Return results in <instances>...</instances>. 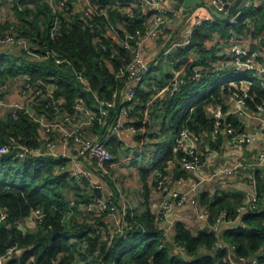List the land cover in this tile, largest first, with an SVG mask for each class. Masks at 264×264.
<instances>
[{"label": "trees", "instance_id": "1", "mask_svg": "<svg viewBox=\"0 0 264 264\" xmlns=\"http://www.w3.org/2000/svg\"><path fill=\"white\" fill-rule=\"evenodd\" d=\"M91 2L93 6L99 4L106 7L107 15H100L98 9H94L91 16L85 17L82 12L72 13V8L55 12L49 0H15L17 20L1 22L0 32L24 36L37 55L52 50L64 56L67 62L58 64L53 57L39 58L26 49H22L21 56L0 53V87L6 79L29 75L33 80L40 78L56 86L52 98L43 102L40 108L51 116L60 115L63 111L74 113L77 98H81L87 108L97 111L98 101L94 94L100 99H108L118 91L123 80L117 78L116 72L130 60V52L117 40L123 38L126 31L134 33L144 30L147 14L135 7L133 16H130L115 6V0ZM248 16H255L254 22L259 30L264 28V5L245 8L235 24L221 17L204 20L194 30L191 43L180 48V54L186 55L192 49H204L207 39L215 33L226 37L232 31L242 33ZM56 17L60 19L61 27L52 36L51 29ZM112 27L117 32L116 39L107 34ZM212 52H204L203 60L190 65L187 81L183 83L181 91L175 92L164 103L167 113L178 114L174 126L177 130L185 123L192 106L195 108L186 124L197 133H211L218 124H230L234 129L241 130L243 123L234 114L218 123L217 117L208 113L211 102L222 104L224 94L241 92L236 90L240 87L230 86L232 81L240 83L243 79L251 78L252 84L245 99L250 110L255 111L257 105L264 102V84L251 71H240L230 66L213 72V64L207 62ZM198 64L203 65L202 76L188 80ZM79 73L84 76L86 84L78 78ZM181 110L183 114L179 113ZM141 125L142 122L136 123L138 127ZM39 128L40 124L23 111H19L17 118L7 114L0 119V143L10 136H16L28 146L41 147L43 141ZM219 140L211 138L210 144L216 146ZM182 155L176 140L170 142L143 174L159 169L165 176L166 166L170 162L177 164L176 158ZM66 161L65 157L38 154L19 158L16 157V150L0 157V174L4 172V175H0V208L8 213L7 220L0 224V257L7 254L10 248L15 251L4 264H229L232 252L236 259H248L264 247L262 202L260 208L243 214L242 223L229 226L222 232L228 246L223 244L215 248L220 233L211 226L194 234L178 221L174 224V242L183 252H172L167 245L160 246L163 229L156 222V217L147 211L141 218L135 217L131 221L133 228L126 231L125 237L117 236L108 248L107 242L101 239L102 235L95 230V224L107 225L104 217L89 214L90 218L79 216V212L84 214L82 204L91 200L92 191L100 196L101 190L77 182L68 171L61 170ZM188 175L189 171L178 163L175 178H186ZM155 183L158 185L157 180ZM256 186L258 195L263 198L264 175L260 170L256 172ZM72 187L76 188L73 194ZM200 199L211 212L210 224L216 222L223 209L227 210L229 219H235L237 208L244 200L238 194H234V197L217 194L211 198L205 193ZM72 201L74 214L64 219V213ZM39 207L46 212L43 220L34 228L27 225V230H24L19 227V223L25 222ZM128 219L131 220L130 217ZM31 256L34 257L33 261L29 260Z\"/></svg>", "mask_w": 264, "mask_h": 264}, {"label": "built area", "instance_id": "2", "mask_svg": "<svg viewBox=\"0 0 264 264\" xmlns=\"http://www.w3.org/2000/svg\"><path fill=\"white\" fill-rule=\"evenodd\" d=\"M75 0H53L51 6L55 12H61L70 9L74 5ZM128 3V5H127ZM215 11L212 14H207L204 18H197L191 24L189 30L186 32V36L181 42V46H188L191 43L192 35L197 26H199L204 20H216V14L222 15L228 12L231 5L228 4V0H213ZM258 4L264 5V0H246L242 9L238 10L233 16L227 20L235 24L238 17L241 15L245 8L255 7ZM115 6L122 9L128 15L133 16L134 8L139 7L144 11L147 16L144 20V30H137L136 32H125L123 38L118 39V43L130 52V60L127 64L121 66L117 72V78L123 81H132L130 85L126 86L124 93V101L120 103L119 90L115 91L113 95L108 99H100L94 94V97L98 101V110L94 111L85 106L84 101L81 98L76 99L74 113H68L63 111L60 115L51 116L48 111L40 109L43 102H47L52 98L53 92L47 89L46 82L37 78L31 79L29 75H25L23 85L13 98H8L3 93V89H0V107H3L7 114H11L14 118L18 117L19 111H23L28 114L34 121L40 124L39 134L43 141L41 147L28 146L18 140L16 136H10V138L0 143V157L11 150H16V157L24 158L29 154L38 155H51L56 157L67 158L66 165L61 167V170L68 171L75 177L77 182L86 183L91 188L99 189L95 175H98L109 180L106 175L110 174L109 165L112 162L114 156L109 147V141L117 136L122 130L127 131L129 134H137L140 129L147 125V118L141 116L142 113L138 109L139 105V88L145 78L146 73L149 71V65L146 62L142 48L146 41H155L167 31V22L171 18H177L178 11L168 8L163 3V0H115ZM77 7V6H76ZM83 16L89 17L93 14L94 9H98L100 15H107V8L101 7V5L92 4L91 0H84L78 7ZM247 28V34L255 31L254 17L248 16L245 19ZM60 19L55 18L54 24L51 29V35L55 36L60 29ZM111 30L117 33L115 28ZM117 38V35H116ZM230 41L229 57L222 60L219 64L214 65L213 72L221 69H226L232 66L236 70L251 71L252 74L264 84V33L259 35L257 39V47L246 46L243 43V39L235 33L231 32L228 37ZM0 44H10L20 49H26L29 53L38 56L39 58L53 57L58 64H64L67 62L66 58L56 51L47 50L42 55H37L32 50L31 43L24 36H18L12 32H0ZM81 82L86 84L84 76L77 74ZM202 76V68L197 67L194 70L190 79H196ZM245 83V87L241 92H236V106L237 111L242 113L247 111L246 95L249 86L252 84L251 78L241 80ZM184 77L182 74L177 73L170 86L174 92H179L182 89ZM6 84V82L4 83ZM156 88V87H154ZM120 104V114L109 122L111 117V111L114 110L117 105ZM48 106V105H47ZM195 106L190 108V114L187 116L185 123L179 128L176 137V142L179 144V148L182 150L183 155L180 158H176V162L180 163L186 170L191 172H197L204 160V153L198 149V142L200 141V134L191 130L186 122L191 118ZM257 116H261L264 119V102L257 105V109L254 111ZM129 120L127 123L125 120ZM217 121L220 123L221 116L217 115ZM137 122H142L141 126H136ZM96 124L103 126L107 125L106 132L100 136L91 137V130ZM219 125V124H218ZM216 126L214 131H223L226 135L235 138L238 145L252 144L258 140L257 134L241 132L238 129H234L230 124H224L222 128ZM177 151V150H176ZM240 170H248L250 173V179L254 185V192L248 195L243 202L237 208V216L235 219H229L227 217V210L223 209L219 214L216 222L210 224L211 212L209 208L202 204L199 194L200 180L193 181L191 185L184 189L179 190L175 185L174 188H169L166 196L160 199L156 210V220L163 222L168 219L169 213L176 208L191 201L196 205V216L206 223L215 231L220 230L223 225L235 226L242 223V216L249 210L257 209L262 206L264 197L261 198L257 192L256 186V172L261 171L264 175V151H259L252 156L250 160L241 161L233 166H226L224 171L226 173H234ZM158 185L161 188H165L172 182H178L182 184L184 179H174L168 175L163 176L161 173H157ZM118 192V195H117ZM113 196H98L92 191V198L88 203L82 204V209L85 214L105 216L104 219L110 217L111 223L107 225L95 224V230L102 235L103 240L107 242L108 248L112 245L114 239L117 236H126V231L133 228L131 221H134L135 215L130 211V204L121 196V191H117ZM119 196V197H117ZM121 201V202H120ZM121 203V206H119ZM264 204V203H263ZM74 201L64 213V219L69 218L74 214ZM46 212L43 208H36L32 214L27 217L25 222H20L19 225H30L32 228L36 224L40 223ZM128 217L131 218L129 221ZM8 218V213L5 209L0 208V224L5 222ZM165 222V221H164ZM228 226V227H229ZM163 229V235L161 238V247L166 244L167 232L170 229H174V224L170 223L168 227L160 225ZM222 246L221 238L216 243L215 248ZM86 247V243H85ZM15 252L13 248H10L7 254L0 257V264H4L7 258ZM17 252H20L17 250ZM99 252L97 249L96 253ZM230 257L229 264H264V247H262L256 255L251 256L248 259H236ZM30 261L34 260L31 256Z\"/></svg>", "mask_w": 264, "mask_h": 264}, {"label": "crops", "instance_id": "3", "mask_svg": "<svg viewBox=\"0 0 264 264\" xmlns=\"http://www.w3.org/2000/svg\"><path fill=\"white\" fill-rule=\"evenodd\" d=\"M13 1V3H11ZM237 0H228V4L232 5ZM15 0H0V23L6 18L5 9L11 4H14ZM50 5L53 0H49ZM191 5L182 4L179 0H163V3L168 8L178 11L179 15L177 18H171L167 22V31L164 35L159 37L155 41H146L143 45L142 52L146 62L149 65V71L146 73L145 78L139 88L140 95H138L139 105L138 109L142 113L141 116L147 118V125L140 129L137 134H129L127 131H121L117 136L113 137L109 141V147L113 152V160L109 165L111 170L113 165L117 167V171H120L116 176L110 174L109 177H105L109 180L107 182L102 177L95 175V179L100 186L101 196L112 197L117 191H122L119 199H125L130 204V211L134 213L135 217L141 218L147 211H150L155 217L158 202L161 198L166 196L169 188H174L175 185L179 190H184L188 188L193 181L200 180V196L205 193L209 197L216 196L217 194H227L230 197H234V194H238L239 197L245 199L248 195L252 194L255 190L252 180L250 179V173L248 170H240L234 173H226L224 168L226 166H233L241 161L250 160L253 155L259 151H264V119L261 116H257L254 111L247 108L245 112H238L236 106V95L235 91L230 94H225L223 96V103L215 105L211 102L208 106V113L210 115L221 116L222 119H226L228 115L234 114L243 123L241 132L257 134L258 140L252 144L248 145H238L235 138L226 135L223 131L215 132L214 130L210 133L207 131H201L200 141L198 142V149L204 153L203 164L200 169L195 173L189 171V175L186 178H175V171L177 164L175 162H170L166 166V174L174 179H184L182 184L178 182H170L165 188L156 185L157 173H161L159 169L150 170L148 173L143 174L144 170H148L152 164L155 162V158L158 153L161 152L170 142L176 140L178 130L174 127L178 118V114L167 113L164 108V103L169 100L175 93L170 86L173 78L177 73L182 74L184 77V82L187 81V69L195 62L203 60L204 52H212L209 55L207 62L209 64H219L222 60L228 59L230 41L228 37L222 36L219 33H215L211 36L204 44V49H192L186 55L180 54V48L184 47L179 44L183 41L186 36V32L189 30L191 24L197 18H204L207 14H212L215 11V6L213 0H191ZM84 0H75L74 6H71L72 13L80 12L78 7ZM262 5L258 4L255 8H260ZM11 17V16H10ZM255 18V16H254ZM255 23V22H254ZM247 28H244L242 33L238 34L246 46L257 47L259 35L264 33V28L259 30L255 25V31L247 34ZM234 32V31H233ZM113 39H116V34L113 30H109L107 33ZM2 47L10 48L16 47L10 44H0V53H4L1 50ZM203 68V65H197L195 68ZM194 68V70H195ZM25 75H20L17 77H12L6 79V84L1 85L3 93L8 96V98H13L16 93L21 88L24 82ZM183 82V83H184ZM132 81H123L119 89L120 93V103L124 101V93L126 86L130 85ZM47 89L51 92L54 91L56 86L52 82H46ZM230 86L238 88L236 90H243L245 87L244 82L237 83L236 81L230 82ZM156 87V88H154ZM144 98H143V97ZM120 104L111 111V117L109 122L113 121L116 116L120 114ZM144 106V108H143ZM7 115L6 110L0 107V119H4ZM64 114L62 113L61 117ZM125 120V119H124ZM127 123L129 120H125ZM184 124V123H183ZM181 124V126L183 125ZM96 124L91 130V137L96 138L102 136L107 129L106 126L97 127ZM222 128V126H220ZM149 137H151L154 142L151 144L150 149H147L149 158H147L148 163L143 165L141 170V180L134 182L129 179L127 169L134 173L138 170L137 159H139V154L143 153L146 148L147 143H149ZM220 138L216 141L217 145L213 146L210 144V139ZM133 149L138 151V154L129 155L127 159H134L133 166L129 168L123 167V165L115 162L116 155L119 150L122 149ZM113 149L115 151H113ZM175 150L177 148L175 147ZM123 151V150H122ZM137 161V162H136ZM163 173V172H162ZM119 177V178H118ZM116 195V194H115ZM118 195V192H117ZM121 202V201H120ZM121 206V203H119ZM196 205L191 201L177 206L174 208L169 215L168 219L163 222L156 220L158 225H163L168 227L170 223L175 224L180 221L189 228L194 234L202 229L208 228V223L201 221L196 216ZM102 217L105 218L103 215ZM230 225V224H229ZM223 225L220 230V238H222V232L229 226ZM30 226V225H28ZM31 227V226H30ZM175 231L170 229L167 232L166 244L172 252L182 253V248L177 246L174 242ZM20 253V252H18ZM231 257H235L233 252L230 254Z\"/></svg>", "mask_w": 264, "mask_h": 264}, {"label": "rangeland", "instance_id": "4", "mask_svg": "<svg viewBox=\"0 0 264 264\" xmlns=\"http://www.w3.org/2000/svg\"><path fill=\"white\" fill-rule=\"evenodd\" d=\"M11 3H13V1H11ZM4 12H6V18L2 22H14V21L17 20V18H15L16 16H15V11H14V4H11L8 8H6ZM1 50H3V52L6 53V54L15 55V56H21L22 53H23L22 49H20L18 47H13V48L12 47H10V48L2 47ZM233 95H234V97H236L235 94H233ZM223 96H225V94ZM214 103H215V101H214ZM215 105H218V104L215 103ZM182 111L183 110H181L179 113L183 114ZM153 142H154V140L151 137H149V143H147L146 146H144V148L147 147L146 150L143 153L139 154L140 157H139V159H137V161H139V163L137 164L138 165V170H135L134 173L130 170L131 168H129V167L133 166L132 164L135 161H134V159H127V157H129V155L135 156L134 154H138V151L130 149V148H128V149H124L123 148L122 149L123 151L122 150L118 151V153L116 155V159H115L116 161L115 162H117L118 164L123 165V167L129 168V169H127V171H128V174H130L129 175L130 176L129 177L130 180H133L134 182H136V181L139 182L141 180V170H144L143 169L144 168L143 165H145L146 163L147 164L152 163L151 161L149 163L147 161V158H149V154H148L147 149H150L151 144ZM109 171L112 172L113 176L114 175L116 176V174H118L120 172V171H117V167L114 166V165H113L111 170L109 169ZM0 175H4V172H2V174H0ZM106 177H109V176L106 175ZM5 179L9 181L8 177H5ZM72 188H73V190L71 191V194H73L75 189H76L74 187H72ZM79 216L80 217H84V218H87V217L90 218V216L88 214H85V213L82 214V212H79ZM103 221L110 224L112 220H111L110 217H108V218L104 219Z\"/></svg>", "mask_w": 264, "mask_h": 264}, {"label": "water", "instance_id": "5", "mask_svg": "<svg viewBox=\"0 0 264 264\" xmlns=\"http://www.w3.org/2000/svg\"><path fill=\"white\" fill-rule=\"evenodd\" d=\"M226 1V0H224ZM180 3L182 4H186V5H191L192 2L191 0H179ZM246 0H237L234 4H232L229 7V10L227 13L222 14V15H217L216 17H221L225 20H227L229 17L233 16L238 10L242 9L245 5ZM19 227L23 228L24 230H27V227L25 225H19ZM222 245L225 244L226 246H228V243H225L224 240L221 239Z\"/></svg>", "mask_w": 264, "mask_h": 264}]
</instances>
